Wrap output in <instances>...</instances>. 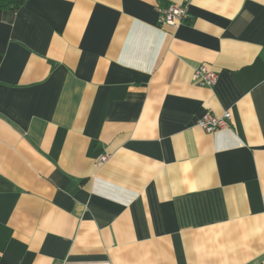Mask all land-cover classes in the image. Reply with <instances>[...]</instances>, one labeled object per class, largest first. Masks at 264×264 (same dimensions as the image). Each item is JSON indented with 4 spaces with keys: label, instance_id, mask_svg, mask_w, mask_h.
I'll list each match as a JSON object with an SVG mask.
<instances>
[{
    "label": "crops",
    "instance_id": "1",
    "mask_svg": "<svg viewBox=\"0 0 264 264\" xmlns=\"http://www.w3.org/2000/svg\"><path fill=\"white\" fill-rule=\"evenodd\" d=\"M0 264H264V0L0 9Z\"/></svg>",
    "mask_w": 264,
    "mask_h": 264
},
{
    "label": "built area",
    "instance_id": "2",
    "mask_svg": "<svg viewBox=\"0 0 264 264\" xmlns=\"http://www.w3.org/2000/svg\"><path fill=\"white\" fill-rule=\"evenodd\" d=\"M162 26L177 28L189 18V6L171 5L157 9ZM193 81L202 87H214L218 82V75L209 70L205 65L198 67L194 71ZM232 114L228 111L223 116L218 117L211 113H206L198 122L199 127L206 133H215L231 127ZM108 157L104 156L101 162H107Z\"/></svg>",
    "mask_w": 264,
    "mask_h": 264
},
{
    "label": "trees",
    "instance_id": "3",
    "mask_svg": "<svg viewBox=\"0 0 264 264\" xmlns=\"http://www.w3.org/2000/svg\"><path fill=\"white\" fill-rule=\"evenodd\" d=\"M27 0H0V9L9 11L20 10Z\"/></svg>",
    "mask_w": 264,
    "mask_h": 264
}]
</instances>
